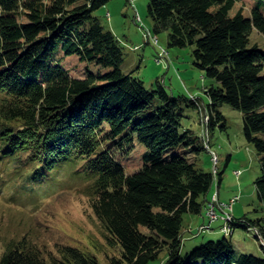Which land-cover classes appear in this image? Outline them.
Returning <instances> with one entry per match:
<instances>
[{
  "label": "trees",
  "instance_id": "16d2710c",
  "mask_svg": "<svg viewBox=\"0 0 264 264\" xmlns=\"http://www.w3.org/2000/svg\"><path fill=\"white\" fill-rule=\"evenodd\" d=\"M109 1L0 0V196L9 190L19 202L47 194L66 173L87 181L107 241L120 246L112 264H150L165 249L163 264H264L237 254L226 236L181 253L184 215L202 214L223 172L197 166L207 148L183 124L186 107L204 113L197 98L175 97L159 81L148 88L122 70V43L95 15ZM240 1L149 0L148 13L155 34L167 32L170 47H194L195 64L219 83L207 91L210 136L227 125L221 106L243 113L245 137L260 156L255 186L264 203V48L251 43L255 29L264 35V0L250 17L242 8L231 14ZM72 55L99 70L73 76L63 66ZM137 142L146 148L144 163L130 174L123 160ZM231 229L224 233L254 232L264 248V215L234 216ZM0 264L100 262L64 244L46 257L23 237L7 244Z\"/></svg>",
  "mask_w": 264,
  "mask_h": 264
},
{
  "label": "rangeland",
  "instance_id": "374dc122",
  "mask_svg": "<svg viewBox=\"0 0 264 264\" xmlns=\"http://www.w3.org/2000/svg\"><path fill=\"white\" fill-rule=\"evenodd\" d=\"M258 1L242 0L236 4L231 14L234 15L242 8L244 14L250 17L253 6ZM148 5L149 0H110L95 11L105 28L114 32L122 43L125 52L122 70L126 73L135 71V75L148 88L156 87V82L159 81L175 97L194 96L199 105L206 106L210 100L207 91L213 85L219 86V83L207 77L195 64L194 47H170L167 32L154 33ZM138 15L141 21H136ZM148 31L159 38V44L148 39ZM251 43L264 48V35L255 29L251 35ZM161 47L168 51L163 57H160ZM63 66L75 77H84L89 70H99L96 64L81 61L75 55L64 57ZM220 110L227 118V125L217 126L211 131L209 145L219 155L218 167L223 172V179L220 188L216 181L210 193L213 195L218 189L221 202L240 196L232 214L236 218L246 216L252 220L259 219L264 215V203L255 186V180L261 175L260 156L255 146L245 137L243 113L230 105H223ZM200 112L191 106L186 107L183 124L191 128L195 135L202 137L204 131ZM202 141L204 143L203 139ZM145 151V146L137 142L133 152L125 157L123 163L128 173H135L143 166ZM196 162L198 168L213 171L209 149L197 154ZM237 171L241 173L238 175ZM56 182L54 190L44 195L37 193L32 199L15 201L9 190L0 196V258L10 241L28 237L46 257L57 254L58 245L64 244L95 255L100 264H112L111 259L120 256L121 248L107 241L108 232L94 213L87 181L62 173ZM205 215V207L202 214L184 215L183 255L202 243L226 236L235 243L237 254L252 253L264 257L263 242L256 238L254 232L237 229L232 236H227L220 229L224 222L218 220L213 223V230L198 233L199 225L204 220L208 221ZM190 228H194V233L189 231ZM142 230L148 231L145 226H142ZM168 256L169 251L165 249L150 264H163Z\"/></svg>",
  "mask_w": 264,
  "mask_h": 264
},
{
  "label": "built area",
  "instance_id": "2783aa9c",
  "mask_svg": "<svg viewBox=\"0 0 264 264\" xmlns=\"http://www.w3.org/2000/svg\"><path fill=\"white\" fill-rule=\"evenodd\" d=\"M134 2L135 0H130ZM136 21H141V17L138 15ZM149 40L153 41L155 44H159V38L157 36H153L151 31H148L146 33ZM160 57L165 56L168 54V51L161 47L160 51ZM160 60V59H159ZM199 107H204V114H201V123H206V106L199 105ZM205 134L207 135V124H206V130ZM210 152L212 154V161H213V172L216 175L218 172V164H219V155L211 149L210 146ZM241 172L237 171V174L239 175ZM240 196H234L230 199L228 202H221L220 201V195L219 190L217 189L215 193L212 195V197L208 200V204L206 207V216L208 221L206 223H203L199 227V231H208L212 230V224L218 220L223 221V225L221 230L225 233L232 232L231 229V222L234 219V215L232 214L235 205L240 201Z\"/></svg>",
  "mask_w": 264,
  "mask_h": 264
},
{
  "label": "bare ground",
  "instance_id": "6f19581e",
  "mask_svg": "<svg viewBox=\"0 0 264 264\" xmlns=\"http://www.w3.org/2000/svg\"><path fill=\"white\" fill-rule=\"evenodd\" d=\"M202 114H204V113H202ZM206 123H202V125H203V128H202V130L204 131L203 132V136H202V139L204 140V143H205V145H206V148L207 149H209L210 150V145H209V137H210V132H209V127H208V123H209V118H208V116L206 115ZM206 124H207V133H208V135H206L205 134V130H206ZM227 233H229V232H227ZM226 233V234H227ZM231 233V232H230Z\"/></svg>",
  "mask_w": 264,
  "mask_h": 264
},
{
  "label": "crops",
  "instance_id": "0c3cea01",
  "mask_svg": "<svg viewBox=\"0 0 264 264\" xmlns=\"http://www.w3.org/2000/svg\"><path fill=\"white\" fill-rule=\"evenodd\" d=\"M210 196H212L211 193H210V195H209V198H210ZM204 222H206V221L204 220L203 223H204ZM203 223H202V224H203Z\"/></svg>",
  "mask_w": 264,
  "mask_h": 264
},
{
  "label": "water",
  "instance_id": "95a60500",
  "mask_svg": "<svg viewBox=\"0 0 264 264\" xmlns=\"http://www.w3.org/2000/svg\"><path fill=\"white\" fill-rule=\"evenodd\" d=\"M199 232H200V231H199ZM199 232H198V233H199Z\"/></svg>",
  "mask_w": 264,
  "mask_h": 264
}]
</instances>
